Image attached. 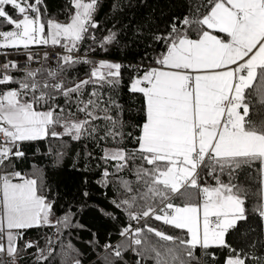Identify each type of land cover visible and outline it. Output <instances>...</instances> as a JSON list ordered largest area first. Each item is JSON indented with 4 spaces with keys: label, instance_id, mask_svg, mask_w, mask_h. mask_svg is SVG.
Masks as SVG:
<instances>
[{
    "label": "snow or ice",
    "instance_id": "6c2138e0",
    "mask_svg": "<svg viewBox=\"0 0 264 264\" xmlns=\"http://www.w3.org/2000/svg\"><path fill=\"white\" fill-rule=\"evenodd\" d=\"M50 2L0 0V264H67L93 186L103 264H264V0Z\"/></svg>",
    "mask_w": 264,
    "mask_h": 264
},
{
    "label": "trees",
    "instance_id": "16d2710c",
    "mask_svg": "<svg viewBox=\"0 0 264 264\" xmlns=\"http://www.w3.org/2000/svg\"><path fill=\"white\" fill-rule=\"evenodd\" d=\"M155 0H149V3H154ZM61 0H51L50 7L55 10L60 6ZM107 11V4H105L104 9L101 10L100 16L98 19L102 18L104 12ZM147 11V10H146ZM112 58H116L115 56ZM131 59V56L129 57ZM31 157V154H29ZM32 162L37 163L39 166L44 167L49 164V158H30L29 164ZM22 167H28V165H22ZM47 177L50 183L54 186H57L62 193H68L66 200H72V193L75 192V179L76 173L72 169L71 158H68L64 162L62 169L53 172L49 167H45ZM246 173H241L239 176V181L244 183L246 181ZM92 195L91 198L87 201V205L83 207L82 211H78L76 206L73 207V211L77 213L74 217V222H78L83 225V228H72L65 230L63 236L61 237V242L65 246V250L69 251L70 255L66 258L67 264H72L75 259H80L81 264H103L101 257L105 254L102 247L104 243H111L115 245L119 240L118 235L115 232L112 221L104 217L99 208H104L111 211V206L108 201L102 195V191L99 190L96 186H93L90 189ZM67 207V204H65ZM162 230L172 233L171 229L163 228ZM111 232V238H109L108 233ZM95 234V236L93 235ZM94 240L99 241V245L93 243ZM71 242L74 249L78 251H72L67 249V244ZM65 259L60 254V244H57L56 260L55 264H60L61 260ZM125 260L128 261V264H134V260H141V264H154L152 259H142L141 257L135 256V253L129 251L125 253Z\"/></svg>",
    "mask_w": 264,
    "mask_h": 264
},
{
    "label": "built area",
    "instance_id": "2783aa9c",
    "mask_svg": "<svg viewBox=\"0 0 264 264\" xmlns=\"http://www.w3.org/2000/svg\"><path fill=\"white\" fill-rule=\"evenodd\" d=\"M11 58V57H10Z\"/></svg>",
    "mask_w": 264,
    "mask_h": 264
}]
</instances>
